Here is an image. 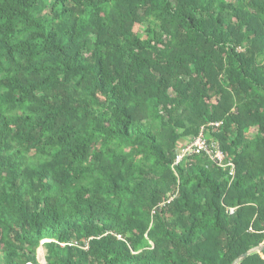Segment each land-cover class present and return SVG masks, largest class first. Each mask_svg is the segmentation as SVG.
<instances>
[{"label":"trees","instance_id":"obj_1","mask_svg":"<svg viewBox=\"0 0 264 264\" xmlns=\"http://www.w3.org/2000/svg\"><path fill=\"white\" fill-rule=\"evenodd\" d=\"M202 127L234 177L173 166ZM262 245L264 0H0V264L41 246L46 264H233Z\"/></svg>","mask_w":264,"mask_h":264},{"label":"built area","instance_id":"obj_2","mask_svg":"<svg viewBox=\"0 0 264 264\" xmlns=\"http://www.w3.org/2000/svg\"><path fill=\"white\" fill-rule=\"evenodd\" d=\"M221 124L222 123H212L209 127L219 128ZM205 130V127H202L196 138L185 140V142L180 146V151L173 166L178 165L186 157L204 155L217 166L227 170L229 176L234 177V164L227 160L224 153L220 150L218 143H208Z\"/></svg>","mask_w":264,"mask_h":264},{"label":"water","instance_id":"obj_3","mask_svg":"<svg viewBox=\"0 0 264 264\" xmlns=\"http://www.w3.org/2000/svg\"><path fill=\"white\" fill-rule=\"evenodd\" d=\"M262 251H264V245L250 250L249 252H247L246 254L242 255L240 258H238L233 264H239L241 261H243L245 258H247L252 253L262 252Z\"/></svg>","mask_w":264,"mask_h":264},{"label":"rangeland","instance_id":"obj_4","mask_svg":"<svg viewBox=\"0 0 264 264\" xmlns=\"http://www.w3.org/2000/svg\"><path fill=\"white\" fill-rule=\"evenodd\" d=\"M252 133L253 132H251V134ZM47 242H49V241L48 240H43L42 244L47 243ZM37 255H38L39 264H46V262H45L46 249L43 246H41L39 248Z\"/></svg>","mask_w":264,"mask_h":264}]
</instances>
